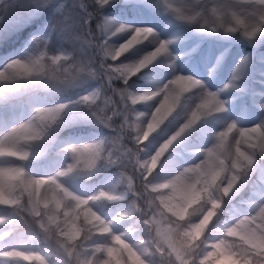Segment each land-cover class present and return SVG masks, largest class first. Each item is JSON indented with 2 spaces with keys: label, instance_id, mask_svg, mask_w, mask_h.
Wrapping results in <instances>:
<instances>
[{
  "label": "clouds",
  "instance_id": "clouds-1",
  "mask_svg": "<svg viewBox=\"0 0 264 264\" xmlns=\"http://www.w3.org/2000/svg\"><path fill=\"white\" fill-rule=\"evenodd\" d=\"M121 3L157 15L162 28L112 15ZM45 13L21 56L0 67L13 86L0 109L28 91L69 97L32 104L0 131L5 142L28 135L40 145H21L14 199L44 264H264V0H0V31ZM37 62L51 74L16 71ZM81 125L104 131L77 144L70 133ZM49 158L61 166L44 184L26 169ZM105 173L123 179V191L111 195ZM98 177L87 197L67 187ZM26 185L43 188V206L25 198ZM117 198L127 203L109 219L99 208ZM85 210L95 219L70 227Z\"/></svg>",
  "mask_w": 264,
  "mask_h": 264
},
{
  "label": "rangeland",
  "instance_id": "rangeland-1",
  "mask_svg": "<svg viewBox=\"0 0 264 264\" xmlns=\"http://www.w3.org/2000/svg\"><path fill=\"white\" fill-rule=\"evenodd\" d=\"M79 2V1H78ZM81 3V2H80ZM132 14L128 15L126 12L124 14H116L120 15L121 18H126L134 23L140 25L152 26L157 29H161L163 26V21L157 16L154 15L145 9L137 8L135 6H131ZM48 20V14L40 16L38 19L32 20L30 23H25L23 25H19L13 28H9L5 31H0V67H2L7 61L11 58L21 56L22 51L24 49L26 41L33 36L34 33H38L42 30L43 25ZM33 25V29L30 34L22 40L20 45L11 51H8L6 48L8 39L12 38L18 32L22 31L26 27H30ZM175 29H171L165 33V35H171ZM17 40V39H15ZM6 45V46H5ZM12 46V45H11ZM10 46V47H11ZM9 48V47H8ZM241 54V49L234 48L232 51V58L239 56ZM31 64H22L16 67V71L21 78L24 76H29L34 74V69H31ZM50 75V70L43 71L42 76ZM39 76V73H35L34 77ZM28 79V78H27ZM29 80V79H28ZM7 84L12 86L10 83H7L5 78L0 76V84ZM13 87V86H12ZM108 92L110 90H107ZM7 95L4 94L2 96L5 97ZM107 98V97H105ZM69 99V97H64L60 101L55 103H46L43 101L40 95L36 92L28 91L27 95L19 102H17L14 106L9 108L0 109V131L4 128L12 124L13 122H17L20 120H24L28 117L32 110V104H38L42 107H52L60 102H65ZM117 104V103H116ZM111 105V104H109ZM112 111V110H111ZM115 119L117 121L116 124H119L118 117H112V120ZM115 124V125H116ZM67 135V134H66ZM69 135V134H68ZM72 137V142L77 144H87L90 143L94 138L92 135L81 133L79 135L70 134ZM36 144L31 136H24L19 144L5 142L0 140V255H3L7 258L8 261H12L9 264H22L24 263H33L36 264H44V252L39 249L38 239L35 241H29L27 236H22L21 233H16L12 229V223L17 220L15 210L13 207H18V201L14 199V194L16 191L17 180L15 179L16 169L14 167L15 164L20 163L22 157L24 155V151L21 150V145L27 147L29 145ZM36 147L40 146L36 144ZM117 149L119 148V144L115 146ZM31 155V153H29ZM60 162L55 158H49L48 160L40 161V162H32L27 166V172L31 174V176L35 180L43 181L44 184L53 183L50 179L53 173L56 171L58 167H60ZM130 172L134 171V169L130 166L128 169ZM174 166H169L166 170L161 171L160 179L163 180L167 178L168 175L173 172ZM105 176H110L108 173ZM111 179V178H110ZM112 181V180H111ZM124 184V180L121 179ZM113 182V181H112ZM123 186V185H122ZM67 187L79 194L82 197H87L99 191L101 187V178L98 177L97 180L92 181L90 184H82L79 181H69ZM62 191L63 189H58ZM123 191L122 188H117L115 183V190L111 192V195H116L117 193ZM29 193H33V189L31 186H25V198H27ZM43 196V188L41 187L39 191L33 193V198L36 201H39L43 206L45 201L41 199ZM49 200L51 201L50 206H55L59 210L60 213L64 212L63 204L59 201H56L53 198V195L50 194ZM127 201L123 198H117L112 200L107 205H102L99 208V211L105 216L111 219L116 216L119 212L124 209ZM83 205L77 204L76 209L74 211H79ZM84 216H88L91 219H95V217L91 216L90 210H85L81 213L80 217H76L70 227L76 226L78 227L77 218H83ZM62 217H57L60 219ZM23 251L24 255L28 258L23 260L19 256L13 255H5L6 252H20ZM23 263V264H24ZM2 264H8V262H4Z\"/></svg>",
  "mask_w": 264,
  "mask_h": 264
},
{
  "label": "trees",
  "instance_id": "trees-1",
  "mask_svg": "<svg viewBox=\"0 0 264 264\" xmlns=\"http://www.w3.org/2000/svg\"><path fill=\"white\" fill-rule=\"evenodd\" d=\"M78 1L81 2V3H85V4L87 3V0H78ZM131 6L132 5H127L126 6L123 3H121L117 7L111 9V14L112 15L124 14V12H126L128 15H131L132 14ZM32 29H33V25L30 26V27H26L25 29H23L22 31H20L16 35H14L12 38L8 39V41H7V45L8 46L6 48H4V49H8V51L16 49L20 45L22 40H24L30 34ZM15 39H17V40H15ZM31 65H32L31 69H34V74H31L29 76H24L23 78H26V79L28 78L29 80H32V78L34 77L35 73H39V76H42L43 71L45 72V71L49 70V69L46 68V66L40 64L39 62H37L36 64H31ZM105 90L107 91L106 86H105ZM12 91H13V87L12 86H9V85L3 84V83L0 84V98H2V96L4 94H6V93H7V95L10 94ZM36 93L38 95H40L41 98L43 99V101H45L46 103H55V102L60 101L62 98H64V97H61V96L48 95V94L43 93V92H39V93L36 92ZM109 94H110V91H109ZM103 98H105V97H103ZM116 103H117V105H119V101L118 100L116 101ZM111 110H112V106L109 105V107L107 109L109 115H111V112H112ZM111 123L113 125H115L117 123V121H115V119H113V120H111ZM100 131H104V129H98V128H95V127H92V126H88V125H81L79 127L73 128L71 130L70 134L79 135L81 133H86V134L92 135L94 137ZM113 171H115V170H113ZM108 174L110 175L109 177L111 178V180L114 183H116L117 188H122L123 187L122 186L123 182L121 181V178L119 176L113 175L112 173H108ZM13 210H15V214H16V218H17V220L12 223L13 231H15L16 233H18V232L21 233V235L23 237L29 235V237H27V239L29 241H35L36 237L32 235V229H31L30 223H25V220L22 219L24 214L22 212H19L18 211V207H16V206L13 207ZM80 219L81 218H77L78 225H79ZM38 246H39V249L42 252L45 253L44 245L39 240H38ZM4 262H8V264H9L12 261L11 260L8 261L5 256L0 255V264H2ZM23 263L24 262H22V264ZM24 264H26V263H24ZM27 264H36V263L35 262H33V263L31 262V263H27Z\"/></svg>",
  "mask_w": 264,
  "mask_h": 264
}]
</instances>
